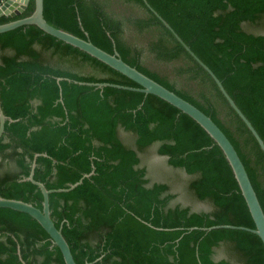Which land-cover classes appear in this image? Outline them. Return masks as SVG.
<instances>
[{
    "label": "trees",
    "instance_id": "1",
    "mask_svg": "<svg viewBox=\"0 0 264 264\" xmlns=\"http://www.w3.org/2000/svg\"><path fill=\"white\" fill-rule=\"evenodd\" d=\"M222 83L264 142V34L244 23L264 18V0H146ZM34 0L0 24L29 16ZM48 23L121 59L208 115L240 157L264 212V153L210 74L143 0H43ZM90 69L80 73L75 69ZM58 77L63 79L57 81ZM137 83L86 52L22 25L0 33V196L42 208L77 264H264V245L222 150L190 116L153 95L113 86ZM131 133L127 145L120 132ZM156 145L193 178L188 188L212 209L175 203L152 182L140 153ZM38 154L36 157L35 155ZM223 246L228 258H216ZM64 264L30 215L0 207V264Z\"/></svg>",
    "mask_w": 264,
    "mask_h": 264
},
{
    "label": "water",
    "instance_id": "2",
    "mask_svg": "<svg viewBox=\"0 0 264 264\" xmlns=\"http://www.w3.org/2000/svg\"><path fill=\"white\" fill-rule=\"evenodd\" d=\"M143 1L145 5L173 33L175 38L183 45L185 50L210 74V76L216 82L219 90L227 100L228 104L231 106V108L236 112V114L240 117V119L250 130V132L256 139L259 147L264 153V142L262 138L260 137L256 129L253 127L251 122L246 118V116L235 104L233 99L226 92L220 80L216 77V75L212 72V70L194 54V52L183 42V40L174 32V30L157 14V12L146 2V0ZM18 3L20 4L18 8L13 9V5H16ZM28 3L29 0H1L0 16L5 15V16L14 17L22 13L25 10ZM8 4L9 5L11 4L10 8L12 9L9 10L5 8V6ZM22 25L37 26L43 32L55 37L56 39L63 41L64 43H67L73 47H76L86 52L90 56L108 65L112 69L125 75L126 77L137 83L139 87L122 86L117 84H109L106 82H79V83L91 85L99 88H102L104 86H113V87L133 90V91H139L146 94H153L167 101L171 105L175 106L180 111L190 116L195 122H197L222 150L226 160L228 161L233 171L235 180L237 181V184L239 186V189L245 200L248 211L252 217L255 226L254 228H249V227L234 226V225H214L210 227H204L201 229L206 231L220 227L243 229L256 234L261 239L264 245V212L257 198L256 192L252 186V183L249 179L246 169L240 157L238 156L235 148L233 147L229 139L226 137V135L222 132V130L216 125V123L208 115H206L204 112H202L199 108H197L190 102L178 96L173 91L169 90L168 88L159 84L158 82L146 76L142 72L138 71L136 68L124 62L116 50H114L113 53H108L102 50L101 48L97 47L96 45H94L88 39L80 38L62 29L56 28L50 23H48L43 16V0H34V10L29 16L0 24V33L12 30ZM62 79H63L62 77H58L57 81H60ZM6 120H8L9 122L13 121L11 118H8L3 113L0 106V136L4 131V124ZM37 155L38 154H36L35 157ZM34 166H35V158L32 160L31 170L29 172V175L26 177V180L31 181L40 189V192L42 194V208H38L29 202H25L18 199H12V198H4L2 196H0V207L10 208L30 215L46 231V233L49 235L50 239L52 240V243L59 248L63 257L64 264H77L72 256L67 241L65 240V238L61 233V230L59 228H56L50 216L49 194L52 192L69 191L74 187H76L77 185H79L84 177L89 176L93 172L89 174H84L78 181L74 183H69L66 188L46 189L43 183L33 179ZM23 264L25 263L23 262ZM83 264H89V263L86 262Z\"/></svg>",
    "mask_w": 264,
    "mask_h": 264
},
{
    "label": "rangeland",
    "instance_id": "3",
    "mask_svg": "<svg viewBox=\"0 0 264 264\" xmlns=\"http://www.w3.org/2000/svg\"><path fill=\"white\" fill-rule=\"evenodd\" d=\"M243 28L250 32L264 34V18L257 24L244 23ZM75 70L80 73H95V71H92L88 68H77ZM120 137L127 145H134V137L131 133L121 131ZM156 148L157 146L153 145L148 147L143 153H140L141 164L146 166L147 175L150 180L168 184L170 190L177 195L173 200L175 203H181L182 205L189 206L192 210L196 211L211 210L212 205L209 202L197 200L189 190L188 183L193 178V176L186 174L183 169L170 166L167 163L165 157H162L156 153ZM215 252L216 258L229 257V253L222 245L216 248Z\"/></svg>",
    "mask_w": 264,
    "mask_h": 264
},
{
    "label": "crops",
    "instance_id": "4",
    "mask_svg": "<svg viewBox=\"0 0 264 264\" xmlns=\"http://www.w3.org/2000/svg\"><path fill=\"white\" fill-rule=\"evenodd\" d=\"M0 1H1V0H0ZM18 4H19V3H18ZM18 4L13 5V9H17V8H18ZM10 6H11V4H10V5H9V4L7 5V7L9 8V10L12 9V8H10Z\"/></svg>",
    "mask_w": 264,
    "mask_h": 264
},
{
    "label": "bare ground",
    "instance_id": "5",
    "mask_svg": "<svg viewBox=\"0 0 264 264\" xmlns=\"http://www.w3.org/2000/svg\"><path fill=\"white\" fill-rule=\"evenodd\" d=\"M19 5H20V4H18V6H19ZM5 8H6V9H9V8L7 7V5L5 6Z\"/></svg>",
    "mask_w": 264,
    "mask_h": 264
},
{
    "label": "flooded vegetation",
    "instance_id": "6",
    "mask_svg": "<svg viewBox=\"0 0 264 264\" xmlns=\"http://www.w3.org/2000/svg\"><path fill=\"white\" fill-rule=\"evenodd\" d=\"M152 182H156V181H152Z\"/></svg>",
    "mask_w": 264,
    "mask_h": 264
}]
</instances>
